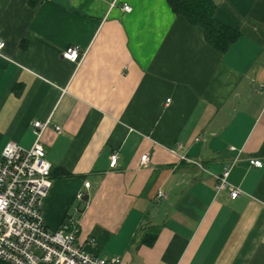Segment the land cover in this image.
I'll return each mask as SVG.
<instances>
[{"label":"crops","instance_id":"1","mask_svg":"<svg viewBox=\"0 0 264 264\" xmlns=\"http://www.w3.org/2000/svg\"><path fill=\"white\" fill-rule=\"evenodd\" d=\"M213 1L239 32L224 53L167 0H0V160L49 122L43 218L92 255L264 264V0Z\"/></svg>","mask_w":264,"mask_h":264},{"label":"built area","instance_id":"2","mask_svg":"<svg viewBox=\"0 0 264 264\" xmlns=\"http://www.w3.org/2000/svg\"><path fill=\"white\" fill-rule=\"evenodd\" d=\"M122 9L130 11L124 4ZM4 42L0 40V51ZM62 57L78 63L81 55L76 46H68ZM264 89V80L262 82ZM34 141L29 148H23L14 141H8L1 152L0 160V264H119L120 258L92 255L80 248L76 240L75 224L51 229L44 221L42 206L51 187V164L46 158L42 133L49 125L33 122ZM60 131L59 126H54ZM149 161L148 154L140 157V165ZM117 155L112 154L110 167H115ZM235 161L224 166L222 172L213 175L215 191L228 185V176ZM249 164L260 167L261 160L250 159ZM86 187L89 182H85ZM241 190L230 185V197L236 198ZM159 195H164L163 192ZM82 198V192L77 193Z\"/></svg>","mask_w":264,"mask_h":264},{"label":"trees","instance_id":"3","mask_svg":"<svg viewBox=\"0 0 264 264\" xmlns=\"http://www.w3.org/2000/svg\"><path fill=\"white\" fill-rule=\"evenodd\" d=\"M167 1L176 14L184 16L191 25L201 27L206 42L218 51L226 52L238 40L239 32L236 29L216 19L213 0ZM153 241L154 237H151L147 243L150 245Z\"/></svg>","mask_w":264,"mask_h":264}]
</instances>
